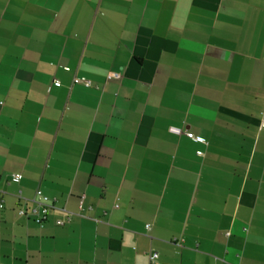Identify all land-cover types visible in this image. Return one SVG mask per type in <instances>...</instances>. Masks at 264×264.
Wrapping results in <instances>:
<instances>
[{"label":"crops","instance_id":"1","mask_svg":"<svg viewBox=\"0 0 264 264\" xmlns=\"http://www.w3.org/2000/svg\"><path fill=\"white\" fill-rule=\"evenodd\" d=\"M263 122L264 0H0V264H264Z\"/></svg>","mask_w":264,"mask_h":264},{"label":"built area","instance_id":"2","mask_svg":"<svg viewBox=\"0 0 264 264\" xmlns=\"http://www.w3.org/2000/svg\"><path fill=\"white\" fill-rule=\"evenodd\" d=\"M113 77L119 78L121 77V74L119 72H112L107 75V78H113ZM55 81L57 82L58 80H55ZM73 83H82L87 87H90L92 85V82L90 79L86 77H79V76L74 77ZM172 130L176 133L180 132L179 128H172ZM187 135L196 141L205 142L203 138L196 137L192 132H187ZM21 176L22 175L20 173H15L12 175V180L19 181ZM1 192L2 191L0 190V195H1ZM18 196L25 201H30L32 205L30 207H26L25 205L20 204L16 209L17 214L22 217H27V218L31 217L36 223L40 225H43L47 221L51 208L53 207L56 201L55 198H51L48 195L44 194L41 189H37L31 199L24 198L21 195V193H18ZM0 200H1L0 207H3V201L1 197H0ZM82 206H83V198H81L80 200V207ZM70 217H71V214L68 213L65 219H58L56 221V224L63 225L67 220L70 219ZM146 228L149 229L150 225L146 224ZM150 264H160L158 262V252L155 250H152L150 252Z\"/></svg>","mask_w":264,"mask_h":264}]
</instances>
